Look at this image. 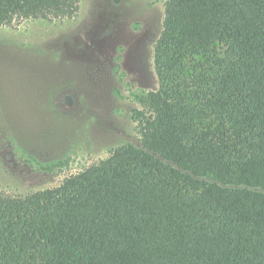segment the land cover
Segmentation results:
<instances>
[{
  "label": "trees",
  "instance_id": "1",
  "mask_svg": "<svg viewBox=\"0 0 264 264\" xmlns=\"http://www.w3.org/2000/svg\"><path fill=\"white\" fill-rule=\"evenodd\" d=\"M79 6L0 0V25ZM153 66L141 146L0 189V264H264V0H165Z\"/></svg>",
  "mask_w": 264,
  "mask_h": 264
},
{
  "label": "rangeland",
  "instance_id": "2",
  "mask_svg": "<svg viewBox=\"0 0 264 264\" xmlns=\"http://www.w3.org/2000/svg\"><path fill=\"white\" fill-rule=\"evenodd\" d=\"M164 1L80 0L72 17L0 25L2 191L54 187L113 147L141 146L132 113L158 87Z\"/></svg>",
  "mask_w": 264,
  "mask_h": 264
}]
</instances>
